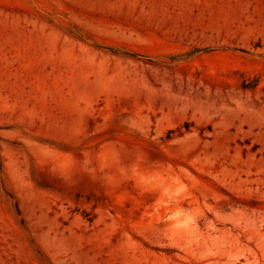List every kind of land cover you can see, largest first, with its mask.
<instances>
[{
	"label": "rangeland",
	"instance_id": "rangeland-1",
	"mask_svg": "<svg viewBox=\"0 0 264 264\" xmlns=\"http://www.w3.org/2000/svg\"><path fill=\"white\" fill-rule=\"evenodd\" d=\"M0 264H264V0H0Z\"/></svg>",
	"mask_w": 264,
	"mask_h": 264
}]
</instances>
